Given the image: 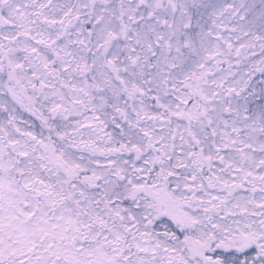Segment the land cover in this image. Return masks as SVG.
I'll list each match as a JSON object with an SVG mask.
<instances>
[{"label": "snow or ice", "instance_id": "snow-or-ice-1", "mask_svg": "<svg viewBox=\"0 0 264 264\" xmlns=\"http://www.w3.org/2000/svg\"><path fill=\"white\" fill-rule=\"evenodd\" d=\"M0 264H264V0H0Z\"/></svg>", "mask_w": 264, "mask_h": 264}]
</instances>
